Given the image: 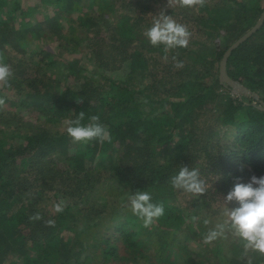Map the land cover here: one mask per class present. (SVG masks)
<instances>
[{
	"label": "trees",
	"instance_id": "16d2710c",
	"mask_svg": "<svg viewBox=\"0 0 264 264\" xmlns=\"http://www.w3.org/2000/svg\"><path fill=\"white\" fill-rule=\"evenodd\" d=\"M164 2L0 0L10 86L23 104L39 103L38 124L23 129L0 119V264H246L233 234L204 244L211 225L203 221L204 208L227 195L236 178L246 183L264 174V20L231 50L225 68L255 96L232 93L218 66L264 3L198 6L182 22L195 35L165 60L164 46L143 35L157 17L151 10ZM176 54L183 68L174 67ZM80 111L83 123L98 114L111 141L73 142L65 128ZM181 165L200 171L205 194L181 199L169 182ZM35 179L37 197L64 201L63 212L20 190ZM138 190L164 205L150 229L123 207ZM37 212L42 219L30 221ZM49 219L54 227L45 225ZM249 256L264 262L259 253Z\"/></svg>",
	"mask_w": 264,
	"mask_h": 264
},
{
	"label": "clouds",
	"instance_id": "9594fccd",
	"mask_svg": "<svg viewBox=\"0 0 264 264\" xmlns=\"http://www.w3.org/2000/svg\"><path fill=\"white\" fill-rule=\"evenodd\" d=\"M207 0H167V7L195 8L203 7ZM143 35L149 40L152 46H164V59L167 60V53L170 49L187 47L191 33L186 25L177 23L172 16L163 12L153 20ZM178 54L172 56L174 67L183 68V61L178 60ZM14 73L11 66L5 62V54L0 52V90L10 87V80ZM82 97L76 99L77 103L82 102ZM5 105V98L0 96V108ZM85 112L80 111L74 119L67 121L65 131L73 142H87L97 140L100 143L111 141L109 130L100 123V116L92 114L85 120ZM170 184L173 189L182 190L191 195L192 198H199L207 192L206 181L201 178L197 168H189L181 165L177 174L170 177ZM232 201L238 202V207H229ZM64 201L53 205L55 213L64 211ZM123 207L129 209L136 216L144 228H151L155 222L164 215L163 203H154L152 196L147 191L138 190L130 194L127 203ZM221 219L214 224L209 219L203 223L208 227L203 236L204 244H211L217 239L226 238V233L231 231L242 243L241 259L246 258V264H253L249 253H259L264 256V175H252L249 182H241L236 178L233 187L224 197V207L220 212ZM42 216L39 212L29 217L30 221H39ZM47 227H54L55 221H45Z\"/></svg>",
	"mask_w": 264,
	"mask_h": 264
},
{
	"label": "rangeland",
	"instance_id": "374dc122",
	"mask_svg": "<svg viewBox=\"0 0 264 264\" xmlns=\"http://www.w3.org/2000/svg\"><path fill=\"white\" fill-rule=\"evenodd\" d=\"M207 3H209V0H207ZM263 3H264V0H263ZM197 7H195V8H181V7L170 8V7H167V0H165V2L162 5L155 4V6H154L153 10H151L150 14H152V16H156V15H159L163 12V14H165V15L172 16V18L177 23L182 24V22L184 20L190 19V16L192 15V13L197 11L196 10ZM38 16H40V15H38ZM249 27L250 26H248L247 29ZM189 28H190L189 32L193 33L195 35L196 31L194 29L191 30V27H189ZM223 28L225 30H227L226 27H223ZM212 41H213V39H212ZM218 42H220L219 44H221V42H223V39H219ZM52 47H53V51L59 52L57 47H55V46H52ZM7 52L10 55V57L12 58V61L16 62V57L18 55L15 52L12 53L13 51L10 52L7 50ZM64 52H65V54H64ZM64 52L62 54L60 52L59 53L61 54V56L64 55V57H65V55H68L70 53V52H68L67 49ZM84 60H85V58H82V61H84ZM88 62H89V67H90L91 66L90 61H87L85 64H87ZM218 65H219V63H218ZM52 71H56V70L53 69ZM47 72H49V71H47ZM52 76L55 78H58L59 77L58 72H56L55 75L52 73ZM233 82L234 81L231 79L229 81H227V83H229V85L231 86L230 90L232 93L237 94V95H242L245 93H251L253 96H255V92H252V91L250 92L247 89H245V87L243 89H240ZM18 93H19V91H17L15 89V87H13V86H10V87H7V88L0 90V96H3L5 98V105L3 106V108H0V119L3 122L6 120L7 121L9 120V122H11L12 124H16L18 126L20 125L21 128H23V129H24V125L26 124V122H32V123L38 124L39 119H37L36 117L38 115L37 113H38L39 103L34 102V103H31L30 105L23 104L21 102V97L18 95ZM218 96L219 95H217L215 98L216 101H213V103H215L214 106H217V104L219 103V101L217 99ZM223 98H224V96L222 97V99ZM212 110L216 111L214 109H212ZM4 116H6V117H4ZM0 123H2V122L0 121ZM262 175H264V174H262ZM259 176H261V175H259ZM249 180H250V178L248 180H246V183L249 182ZM39 182H40V180L35 179L32 181L31 184H29V187H27L26 183L24 181H22V183H21L22 188L20 190H22V189L25 190V192H26L25 194L28 196V199H32V200L36 199L37 203L39 205H41V207L43 204H45V209L49 208L51 210V206L54 203L53 198L51 196H49V200H47L45 198L44 194H43V197H37V193L35 190L38 188V186L41 185ZM180 196H181L182 200L190 198V194L188 195V193H185L183 191L180 192ZM225 196H226V194L222 195L219 200H215L212 204L213 208H211V207H209L208 209L204 208V212H206L207 219L212 221L213 224L215 222H217L219 219H221L220 212H221L222 208L224 207V197ZM228 206L229 207H238L239 205H238V202L232 201L228 204ZM228 234H232V232L231 231L227 232L226 233L227 237L229 236ZM221 239L225 240L226 238H221ZM7 253L11 254L12 251L7 252ZM120 264H125L124 260H122ZM261 264H264V262H261Z\"/></svg>",
	"mask_w": 264,
	"mask_h": 264
},
{
	"label": "water",
	"instance_id": "95a60500",
	"mask_svg": "<svg viewBox=\"0 0 264 264\" xmlns=\"http://www.w3.org/2000/svg\"><path fill=\"white\" fill-rule=\"evenodd\" d=\"M264 20V5H263V9L258 17V19L248 28L246 29L242 34H240L233 42H231L226 49L224 50L220 61H219V77L220 79H224L226 81H229L230 78L226 73V61H227V57L230 54L231 50L236 47L239 43H241L242 41L246 40L249 36L252 35L253 32H255L257 30V28L260 27V25L262 24ZM234 84L240 88L243 89L244 86L241 85L240 83H238L237 81L235 82V80H233ZM262 107H264V104L262 105Z\"/></svg>",
	"mask_w": 264,
	"mask_h": 264
}]
</instances>
